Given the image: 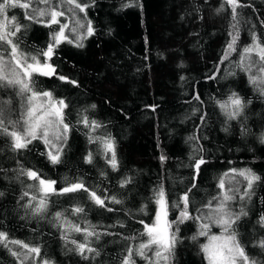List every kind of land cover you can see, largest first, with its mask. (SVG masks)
I'll list each match as a JSON object with an SVG mask.
<instances>
[{
	"label": "trees",
	"instance_id": "obj_1",
	"mask_svg": "<svg viewBox=\"0 0 264 264\" xmlns=\"http://www.w3.org/2000/svg\"><path fill=\"white\" fill-rule=\"evenodd\" d=\"M128 2L95 0L93 4L92 0H76L90 5L86 15L77 12L75 18L84 25L91 21L95 34L83 40L82 48L74 42L62 43L51 61L58 76L76 84L57 76L33 75L34 91H50L68 104L65 122L71 131L61 162L55 165L41 155L46 149L40 140L33 141L28 149L13 152L10 137L0 135V232L7 233L9 240L41 249L39 258L23 264H41L42 260L50 264H122L129 244L135 264H149L135 254V249L147 240L141 235L144 224L155 222L158 205L154 192L164 188L167 219L176 220L179 210L173 205L192 186L193 157L203 156L207 163L201 166L196 187L189 193L188 210L193 216L219 195L218 180L229 169H251L261 177L250 199L241 201L238 194L230 207L234 211L243 208L248 213L233 227L250 260L264 264V249L259 246V241L264 240V226L258 223L264 216V142L260 139L264 134V95L249 82V75H256L259 67L257 53L250 54L251 73L237 67L243 48L253 43V33L264 46V0H239L237 20L232 19L225 0H138L141 6L122 7ZM53 3L65 13L60 22L73 27L70 8L74 5L60 0ZM222 4L224 10L218 12ZM6 15L9 19L15 16L21 26V32L13 38L19 51L28 57L37 56L43 63L40 51L50 42L53 31H58V25L50 28L45 23L29 21L19 7L9 9ZM234 24L239 30L236 50L220 63L234 34ZM84 31L86 28L81 29ZM0 52L8 59L9 50ZM213 74L216 78L208 79ZM233 91L243 98L245 108L240 117L230 120L216 101H225ZM197 94L199 100L194 99ZM0 102L6 117L20 119L24 100L15 88L0 87ZM82 116L101 125L92 135L114 139L117 171L106 163L102 146L89 143L90 130L78 123ZM4 123L7 125V119ZM89 152L93 154L92 164L84 162ZM161 156L166 159L161 160ZM21 166L39 171L45 180H55L57 192L82 182L103 199L115 196L122 203L105 199L106 206L113 209L106 211L84 191L52 194L47 198L46 212L34 215L25 205L31 195L39 199L40 194L35 181L20 175ZM128 177L131 183L121 188L120 181ZM230 185L226 179V187ZM244 190L241 182L240 192ZM25 192L29 196L21 199ZM74 207L84 208V213L73 214ZM56 212L62 213L64 227L56 220ZM74 225L81 229L96 226L101 236L98 240L89 238V247L96 249L99 256L86 253L85 259L74 250L72 240L85 242L82 232L69 230ZM175 227L173 224V231ZM198 230V223L192 219L179 225L177 243L167 264H207L200 250L207 238L191 239ZM220 232L219 227L211 229L212 234ZM129 237L135 239H126ZM12 251L24 250L18 245H0V264H21ZM146 253L154 258L153 251Z\"/></svg>",
	"mask_w": 264,
	"mask_h": 264
},
{
	"label": "snow or ice",
	"instance_id": "obj_2",
	"mask_svg": "<svg viewBox=\"0 0 264 264\" xmlns=\"http://www.w3.org/2000/svg\"><path fill=\"white\" fill-rule=\"evenodd\" d=\"M61 3H68L74 5L70 8V15L72 16L73 27H69V23H61L60 17L64 16V11L57 10L59 4H54L53 0H0V49L9 50L8 59H5L4 53L0 52V87L15 88L17 94L24 100L23 111L20 112V119L13 121L6 117L4 114V108L2 102H0V135H7L11 139V149L13 152L28 149L29 145L35 140H40L44 145L46 151L41 153L45 155L49 162L53 165L61 162V155L64 151V147L67 144L68 133L71 131L70 125L65 122V109L68 108V104L63 99H56L50 91H34L31 86L33 75H39L44 77L57 76L62 81H67L72 84H76V81H68L65 76H58L55 66L51 63L52 58L57 55V49L62 43H75L77 47H84L83 40L95 34V29L92 26V22L88 21L87 25L81 23L79 19L75 18V14L87 13L89 4L76 3V0H60ZM95 0H92L94 4ZM227 5H230L231 16L233 20H237V8L241 7L239 0H225ZM36 4L37 7H33ZM43 5V7H40ZM141 6L138 0H130L128 3L122 4V7ZM21 8L25 10V18L29 21H35L37 23H45L46 26L58 25V31H53L50 37V42L46 48L40 51V56L43 57L44 62L37 56L28 57L26 54L19 51L18 43L13 42V38L17 36V33L21 32V26L16 22V17L12 16L10 19L6 13L9 9ZM224 10L222 4L217 9L218 12ZM47 17L45 21L41 18ZM261 23H264L262 21ZM86 31L81 32V29ZM234 34H231V40L227 45L226 52L220 63L228 59V55L236 50L235 45L239 37V30L237 25H233ZM66 30L68 35H66ZM75 34L70 38L71 34ZM252 45L244 47L241 54V61L237 67H240L242 71L251 73V53L256 52L258 55V64L256 75H249V82L256 85L264 95V46L260 45L257 41L255 33L252 34ZM31 60V62H29ZM247 61V62H246ZM216 72H219V67L216 68ZM234 75V73H233ZM215 74L208 77V79H215ZM194 99L199 100L200 97L197 94ZM219 104L220 109L224 112L228 119H237L241 116L245 108V102L242 97L233 91L225 101H216ZM251 103V101H248ZM94 109L96 105H91ZM155 109L153 108V111ZM7 119V125L4 121ZM85 128L89 129L88 140L89 143H99L102 146L103 154L106 159V163L113 171H117L119 168V162L116 154V144L113 138L110 136H94L91 133L100 128L101 125L97 121H89L87 116H82L78 121ZM9 126L11 131H9ZM17 128L20 130L18 131ZM228 131L227 128L224 129ZM190 139H196L192 137ZM261 142H264V134L260 137ZM166 157L161 156V160ZM193 168L196 175L199 174L201 165L207 163V161L200 156L195 158ZM84 162L87 164L93 163V154L89 152L84 157ZM20 175L26 176L28 179L36 182V190L40 194L39 199L37 195H31L26 208H31L34 215H39L46 212L48 208L47 198L52 194L64 195L70 193H76L84 191L88 193V198L96 205L104 208L106 211H113L112 208H108L105 204V199H110L115 204H121L122 201L117 200L115 196L105 197L102 199L97 196L95 191H89L82 182L71 183L66 187H62L57 192L54 187L55 180H45L39 171H33L31 169H23L21 166L19 169ZM103 175V173H101ZM19 178V177H17ZM226 179L231 181V185L226 187ZM261 177L251 169L237 170L235 168L229 169L218 180L219 195L213 197L211 201H208L203 209H198L196 215H192L189 212V193L191 188L185 191L179 198L180 202L173 205L178 209V216L176 220L169 221L168 217V200L165 195L164 188L161 186L154 192L155 203L158 205L155 222L151 225L144 224L141 220L140 223L144 224V232L141 235L146 236V242H142L135 249V254L141 258H144L149 264H167L169 261L175 245L177 243V235L179 233V225L184 223L185 220L192 219L198 223L199 230L196 235H193L191 239L197 240L198 236L207 238V243L200 245V250L204 254L207 264H256L254 260H250L249 256L245 252V248L241 245L238 239L237 233L234 229V225L241 219V216H247L248 213L240 208L239 211H234L230 207V202H235L239 194V200L245 198H251V190L256 182L260 181ZM241 182L245 185V190L240 192ZM131 183V177L120 181V187L124 188ZM31 189L33 185H28ZM195 175L193 177L192 188H195ZM0 196L3 193L0 192ZM29 193L25 192L21 196V199L28 197ZM36 202L33 205V202ZM215 201V204L213 203ZM206 210V211H205ZM73 214L84 213V208L74 207L71 209ZM143 211V208L141 209ZM56 220L61 227L65 226L64 221L61 220L62 213L56 212L54 214ZM258 223L264 226V216L260 217ZM173 224L176 225L175 231H173ZM219 227L220 235L212 234V227ZM95 225H88L81 229L79 225L72 226L69 230L75 232H82L84 237V243H77L72 240L71 243L75 245V251L88 258L87 254H94L99 256L100 253L96 249L89 247V238L95 237L99 239L100 232L95 231ZM109 234V233H104ZM64 239L67 241V234L64 235ZM134 240L135 237L126 238ZM0 245L5 248H9L10 245H18L23 252L12 251L11 255L23 261L35 260L40 257L41 249L38 246H32L28 243H24L19 240H9L7 233L0 232ZM259 246L264 249V240L259 241ZM147 251L154 252V258L149 257ZM41 264H50L47 260H42ZM122 264H135L133 259V247L131 244L126 249V255H124Z\"/></svg>",
	"mask_w": 264,
	"mask_h": 264
},
{
	"label": "water",
	"instance_id": "obj_3",
	"mask_svg": "<svg viewBox=\"0 0 264 264\" xmlns=\"http://www.w3.org/2000/svg\"><path fill=\"white\" fill-rule=\"evenodd\" d=\"M201 166H202V165H201ZM200 169H201V167H200ZM200 169H199V174H200ZM199 174L196 175V173H195V184H197ZM190 188L193 189L192 186H191ZM96 194H97V193H96ZM97 196H99V195L97 194ZM100 197H101V196H100ZM101 198H102V197H101ZM102 199H103V198H102ZM149 225H151V224H149Z\"/></svg>",
	"mask_w": 264,
	"mask_h": 264
},
{
	"label": "rangeland",
	"instance_id": "obj_4",
	"mask_svg": "<svg viewBox=\"0 0 264 264\" xmlns=\"http://www.w3.org/2000/svg\"><path fill=\"white\" fill-rule=\"evenodd\" d=\"M5 59L7 60V58L5 57ZM214 234H216V235H220V233H214Z\"/></svg>",
	"mask_w": 264,
	"mask_h": 264
}]
</instances>
